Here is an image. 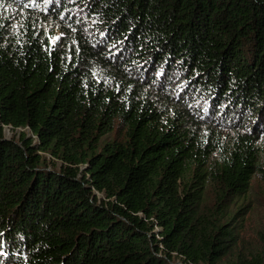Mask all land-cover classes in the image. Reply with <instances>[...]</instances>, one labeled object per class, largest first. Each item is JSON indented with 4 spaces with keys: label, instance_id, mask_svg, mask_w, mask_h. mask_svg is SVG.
Returning a JSON list of instances; mask_svg holds the SVG:
<instances>
[{
    "label": "trees",
    "instance_id": "obj_1",
    "mask_svg": "<svg viewBox=\"0 0 264 264\" xmlns=\"http://www.w3.org/2000/svg\"><path fill=\"white\" fill-rule=\"evenodd\" d=\"M35 1L0 0V264H264V0Z\"/></svg>",
    "mask_w": 264,
    "mask_h": 264
},
{
    "label": "rangeland",
    "instance_id": "obj_2",
    "mask_svg": "<svg viewBox=\"0 0 264 264\" xmlns=\"http://www.w3.org/2000/svg\"><path fill=\"white\" fill-rule=\"evenodd\" d=\"M33 2L31 1V3ZM35 2L39 1L36 0ZM37 5L40 6V4ZM216 119L221 120L220 117ZM21 133L27 134L35 141L37 140V137L29 129L10 130L8 127H4V134L7 138L18 140ZM254 134L256 133L254 132ZM260 142H262L264 149V136ZM48 161L50 162L49 168L57 169L61 165V162L49 156ZM243 205L242 213L234 218L232 224H237V228L240 230L239 239L243 253L256 252L264 248V182L260 176H256L252 181V189Z\"/></svg>",
    "mask_w": 264,
    "mask_h": 264
},
{
    "label": "built area",
    "instance_id": "obj_3",
    "mask_svg": "<svg viewBox=\"0 0 264 264\" xmlns=\"http://www.w3.org/2000/svg\"><path fill=\"white\" fill-rule=\"evenodd\" d=\"M5 127H7V126H5ZM9 128V127H8ZM10 129V128H9Z\"/></svg>",
    "mask_w": 264,
    "mask_h": 264
}]
</instances>
